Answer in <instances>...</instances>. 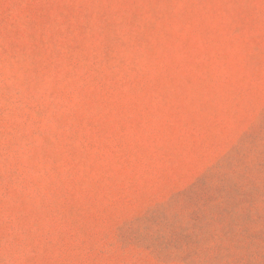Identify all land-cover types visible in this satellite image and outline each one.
Masks as SVG:
<instances>
[{"label": "rangeland", "instance_id": "374dc122", "mask_svg": "<svg viewBox=\"0 0 264 264\" xmlns=\"http://www.w3.org/2000/svg\"><path fill=\"white\" fill-rule=\"evenodd\" d=\"M0 264H264V0H0Z\"/></svg>", "mask_w": 264, "mask_h": 264}]
</instances>
